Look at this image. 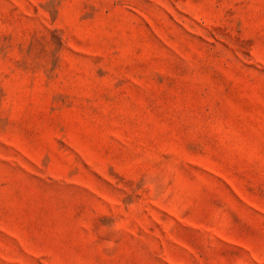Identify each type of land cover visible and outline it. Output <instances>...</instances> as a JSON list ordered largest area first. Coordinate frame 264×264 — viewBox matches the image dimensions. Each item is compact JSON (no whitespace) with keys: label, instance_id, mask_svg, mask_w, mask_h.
Masks as SVG:
<instances>
[{"label":"rangeland","instance_id":"374dc122","mask_svg":"<svg viewBox=\"0 0 264 264\" xmlns=\"http://www.w3.org/2000/svg\"><path fill=\"white\" fill-rule=\"evenodd\" d=\"M0 264H264V0H0Z\"/></svg>","mask_w":264,"mask_h":264}]
</instances>
